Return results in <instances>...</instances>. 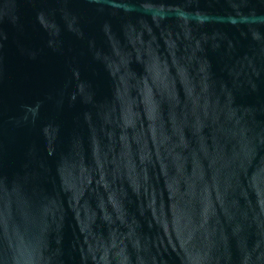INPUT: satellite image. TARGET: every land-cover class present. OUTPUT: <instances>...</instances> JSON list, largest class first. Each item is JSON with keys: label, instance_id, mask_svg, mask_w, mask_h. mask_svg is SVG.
<instances>
[{"label": "water", "instance_id": "1", "mask_svg": "<svg viewBox=\"0 0 264 264\" xmlns=\"http://www.w3.org/2000/svg\"><path fill=\"white\" fill-rule=\"evenodd\" d=\"M0 264H264V0H0Z\"/></svg>", "mask_w": 264, "mask_h": 264}]
</instances>
